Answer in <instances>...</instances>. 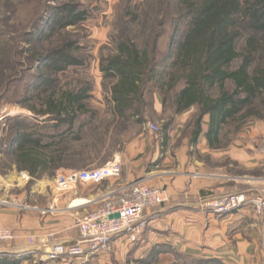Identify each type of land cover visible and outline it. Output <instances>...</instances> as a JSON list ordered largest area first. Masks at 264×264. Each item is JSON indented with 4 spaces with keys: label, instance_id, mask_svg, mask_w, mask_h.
Instances as JSON below:
<instances>
[{
    "label": "trees",
    "instance_id": "trees-1",
    "mask_svg": "<svg viewBox=\"0 0 264 264\" xmlns=\"http://www.w3.org/2000/svg\"><path fill=\"white\" fill-rule=\"evenodd\" d=\"M56 2L36 1L30 22L17 27L16 37L10 38L11 49H16L12 55H27L28 62L17 63L11 56L10 62L20 68L9 77L0 70V80L5 77L0 102L11 94L13 97V88L32 72V91L28 89L25 97L16 99L58 121L54 128L59 137L26 128L25 116L11 122L4 154L35 178L49 168H60L65 158L78 156L79 152L67 156L57 149L56 138L80 140L81 130L95 118L88 105L92 91L88 79L57 88L60 75L86 67L85 58L79 56L82 47L78 40L59 39L69 27L87 20L88 10L73 0ZM154 7L151 31L141 38L132 31L139 21L136 7L127 6L126 21L112 37L113 50L100 58L115 126L129 130L134 124L144 125L154 112L156 93L161 95L164 113L195 109L190 122L194 138L201 133L206 114L211 116L209 136L224 127L237 130L248 121L263 120L264 0H155ZM167 27L172 35L163 49ZM32 100L38 102L39 109L30 105ZM79 120L84 122L75 130ZM170 123L171 119L164 122L162 129ZM168 252L175 254L170 264H226L219 258H196L162 244L152 247L140 262L157 264L160 254ZM0 264H20V260L2 259Z\"/></svg>",
    "mask_w": 264,
    "mask_h": 264
},
{
    "label": "crops",
    "instance_id": "crops-1",
    "mask_svg": "<svg viewBox=\"0 0 264 264\" xmlns=\"http://www.w3.org/2000/svg\"><path fill=\"white\" fill-rule=\"evenodd\" d=\"M153 108L157 115L164 113L159 93L155 94ZM194 113L190 108L173 114L169 127L160 132L144 125L117 145L112 157L118 156L122 162L118 179L80 184L72 191L58 193L47 176L35 179L23 173L14 182L16 177L5 179L0 174V227L14 232L13 239L0 240V260H20V264L86 263L87 258L75 263L49 261L46 254L54 241L72 242L79 237L78 217L96 209L110 189L145 178L148 184L164 188L168 200L145 210L148 226L133 247L136 256L166 244L196 258H219L226 264H264V213L258 215L245 207L218 216L206 206L213 197L230 192L264 195V151L257 144L264 135V123L237 130L224 127L209 136L211 116L206 114L201 133L194 138L190 125ZM13 167L16 169L17 163ZM32 180L36 183L30 185ZM32 237L34 242L30 241ZM116 244L123 249L131 245L122 237Z\"/></svg>",
    "mask_w": 264,
    "mask_h": 264
},
{
    "label": "rangeland",
    "instance_id": "rangeland-1",
    "mask_svg": "<svg viewBox=\"0 0 264 264\" xmlns=\"http://www.w3.org/2000/svg\"><path fill=\"white\" fill-rule=\"evenodd\" d=\"M38 0H0V70L4 69V74L9 77L15 69H19L20 66L12 64L8 57L16 59L18 61L27 63V55H21L18 58L13 56L16 49H11L10 38L16 37L17 27L20 29L25 23L30 22L32 15L34 14V4ZM72 0H57L56 3H61ZM80 3L88 10L89 17L84 22L77 26L69 27L64 31V35L60 36L59 40L63 38H72L78 40L82 50L79 52V56L85 58L86 67L77 68L72 71L68 76L60 75V82L57 88L67 85H77L81 82V79L89 80L92 84L91 98L88 100V105L91 113L95 114L94 120L91 124L85 126L81 130V139L76 140L73 136L61 141L60 138H56L58 141L57 149L65 151L67 156L72 153L79 152L75 158H65L60 163V168L52 169L49 168L43 176H47L49 184L54 186V180L57 175L63 171L71 169H85L88 167H98L110 159L113 153L116 151L117 145H122L129 136L144 125L149 126L153 124L159 128L160 132L164 122L173 118V110L168 109L162 115L149 114L148 120L144 125H132L129 130H124L120 126H115L111 114V106L108 104L109 93L105 89V83L102 73L100 71V58L101 56L108 54L113 50L114 44L112 42L113 35L120 32L123 24L126 21L125 10L127 6H135L136 12L139 15V21L133 24L134 35H139L141 38L148 34L151 29L152 20L155 18L156 7H154L155 0H73ZM16 27V29H15ZM166 36L163 38L162 47L163 49L167 46L170 36L172 35V29L166 28ZM8 59V60H7ZM31 75L29 73L26 79L18 84L14 89L13 97H7L5 100L0 102V150L4 153L6 137L9 133V127L18 116H25L26 128L28 129H40L43 130L49 137L52 135H58L60 132L57 131L54 126L57 125V120L49 114H40L32 111L26 105L19 103L22 95L26 94V90H31ZM5 79L0 80V91L5 87V83L1 82ZM29 91V90H28ZM32 91V90H31ZM31 95V92H29ZM17 98V99H16ZM30 105H36L39 109L37 101L32 100ZM28 105V104H27ZM84 120L76 122L75 130H78ZM258 123V125L264 123L263 120H251L242 126L249 127ZM35 125V126H33ZM65 127H63L64 129ZM131 135V136H132ZM59 137V136H55ZM257 144L260 150L264 147V135L257 139ZM67 148V150H64ZM2 153V154H3ZM16 164L14 158L4 154L0 156V174L5 179H10L23 176L33 177L26 170L16 169L13 165ZM73 165V166H71ZM90 165V166H86ZM13 176V177H12ZM34 178V177H33ZM37 179V178H35ZM36 183L35 180L29 182L30 185ZM15 189V188H13ZM130 243V242H129ZM137 243V242H136ZM136 243H130V247L125 249L120 248L116 244V240L113 244L112 252L109 254H99L94 257H88L86 263L82 264H143L140 260L145 255L136 256L133 251V247ZM161 245V244H160ZM166 245V244H162ZM185 254V253H184ZM105 257H100L104 256ZM100 257V258H99ZM159 261L157 264H170L175 259V254L168 252L160 254ZM85 260V258H82Z\"/></svg>",
    "mask_w": 264,
    "mask_h": 264
},
{
    "label": "built area",
    "instance_id": "built-area-1",
    "mask_svg": "<svg viewBox=\"0 0 264 264\" xmlns=\"http://www.w3.org/2000/svg\"><path fill=\"white\" fill-rule=\"evenodd\" d=\"M153 131L159 128L149 124ZM264 151V147H263ZM122 174V162L118 156L101 166L66 170L57 175L54 189L66 193L80 184L99 183L107 179H118ZM168 200L164 188L150 185L145 178H137L110 189L101 204L94 210L78 217L79 237L72 242L54 241L46 254L49 261H65L94 257L112 252L116 239L122 237L130 243L138 242L148 226L145 210ZM21 207H26L21 204ZM207 208L218 216H225L245 207H251L258 215L264 213V195L245 191L225 193L213 197ZM119 217H112L115 214ZM14 232L9 227H0V240H11ZM31 242L35 239L32 237Z\"/></svg>",
    "mask_w": 264,
    "mask_h": 264
},
{
    "label": "water",
    "instance_id": "water-1",
    "mask_svg": "<svg viewBox=\"0 0 264 264\" xmlns=\"http://www.w3.org/2000/svg\"><path fill=\"white\" fill-rule=\"evenodd\" d=\"M112 217H119V214L117 213V214L113 215Z\"/></svg>",
    "mask_w": 264,
    "mask_h": 264
}]
</instances>
